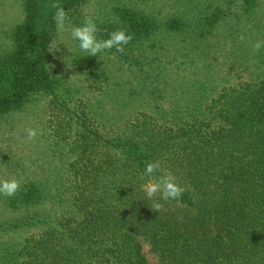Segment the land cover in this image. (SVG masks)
Listing matches in <instances>:
<instances>
[{
    "label": "trees",
    "instance_id": "trees-1",
    "mask_svg": "<svg viewBox=\"0 0 264 264\" xmlns=\"http://www.w3.org/2000/svg\"><path fill=\"white\" fill-rule=\"evenodd\" d=\"M48 1L23 0V20L8 32L0 119L48 97L65 168L52 190L31 182L8 197L16 216L0 230L34 231L8 240L1 263L150 264L143 240L160 264H264V48L253 50L264 41V3L227 0L226 14L225 2L202 10L203 0H176L178 16L165 20L121 8L96 22L98 36L124 28L133 38L98 56L130 89L98 56L77 54L71 66L92 95L84 101L54 67L53 5L73 27L90 0ZM156 160L184 189L179 200L142 191L154 179L144 163Z\"/></svg>",
    "mask_w": 264,
    "mask_h": 264
},
{
    "label": "rangeland",
    "instance_id": "rangeland-1",
    "mask_svg": "<svg viewBox=\"0 0 264 264\" xmlns=\"http://www.w3.org/2000/svg\"><path fill=\"white\" fill-rule=\"evenodd\" d=\"M53 1L50 0L45 5L47 7L52 6ZM215 1L219 4L226 3L222 5L223 11L227 9L226 14H230L233 11L234 5L229 4L227 0ZM258 1L260 4L264 3V0ZM203 2L201 8L205 10V6L208 3L206 0H203ZM182 4L183 2L176 0H90L85 8L84 15L85 18L91 17L98 23L114 21L117 19V13H120L119 10L125 7L139 13H153L155 11L154 17L156 19L165 20L167 17L178 16L176 11L179 10V6ZM213 4L216 5V3ZM261 7L262 10L260 11L257 8V14L261 16V23L259 25L263 29L262 33H264V4ZM206 12L209 13L210 10H206ZM206 12H203V14ZM22 20L23 0H0V55L9 49L7 41L9 30ZM71 28V25L65 23L64 30L57 29L56 39L54 40V48L56 49L54 67L68 83L79 89L80 98L86 101L92 98V95L84 89L82 71L78 72L77 69H73L71 66L72 58L77 56V54H81L77 42L73 41L70 37ZM98 57L99 61L104 62L116 72L115 75H119L122 80H125L124 88L128 91L130 89V79L128 80L126 76H123L117 69L118 66L115 67L113 62L112 65L114 67L108 59L104 60L103 57ZM247 75V70L242 71L240 74L241 77H246ZM132 96L135 100H138L135 93H132ZM140 97L141 101H144V94ZM131 105L137 106V102ZM130 109L128 108V110ZM57 123L58 119L54 117L52 107L49 105V98L45 96H39L21 109L1 118L0 180L14 178L18 181L20 187L34 182L52 190L54 177L65 168V164L63 165V157H65L63 154L65 151H57L59 141L54 135ZM27 128H33L37 132L36 137L32 140L27 138ZM61 159L63 160L62 162L60 161ZM8 197L7 195H0V222L16 216V214L9 212V209L6 207ZM19 231L5 234L6 231L0 230V264H2L1 261L5 254L8 240L15 243L16 246V244H20L34 230ZM142 245L149 263L160 264L157 256L151 252L149 245L143 240Z\"/></svg>",
    "mask_w": 264,
    "mask_h": 264
},
{
    "label": "clouds",
    "instance_id": "clouds-1",
    "mask_svg": "<svg viewBox=\"0 0 264 264\" xmlns=\"http://www.w3.org/2000/svg\"><path fill=\"white\" fill-rule=\"evenodd\" d=\"M55 13L53 21L55 22L58 30L65 29V22L67 13L65 9L59 5H53ZM98 27L93 18H86L84 24L80 26H73L70 31V37L73 41L77 42L78 49L85 56H98L105 50L115 48L116 52L122 53L124 46L132 40V35L124 28H118L108 33L107 38L98 36ZM244 39L243 36L240 37ZM264 48V41H257L253 45L254 51H259ZM27 138L32 140L36 137L37 132L33 128L26 129ZM161 163L160 161H146L144 163L143 174L146 177H154L149 179L142 185V191L145 196L151 200L157 193H160V201L179 200L183 194L184 189L176 182L175 177L172 175H160ZM20 184L16 179L0 180V195L14 196ZM154 208L159 211L162 204L159 201H154Z\"/></svg>",
    "mask_w": 264,
    "mask_h": 264
}]
</instances>
